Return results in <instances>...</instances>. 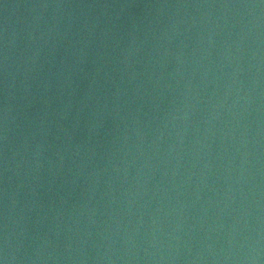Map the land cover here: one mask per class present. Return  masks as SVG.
Returning <instances> with one entry per match:
<instances>
[{
  "label": "water",
  "instance_id": "water-1",
  "mask_svg": "<svg viewBox=\"0 0 264 264\" xmlns=\"http://www.w3.org/2000/svg\"><path fill=\"white\" fill-rule=\"evenodd\" d=\"M0 264H264V0H0Z\"/></svg>",
  "mask_w": 264,
  "mask_h": 264
}]
</instances>
